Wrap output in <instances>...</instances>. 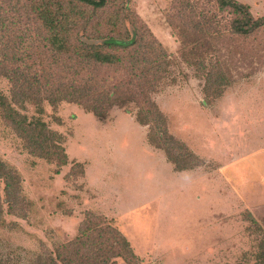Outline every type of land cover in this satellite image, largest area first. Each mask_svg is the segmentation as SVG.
I'll return each mask as SVG.
<instances>
[{
    "label": "rangeland",
    "instance_id": "obj_1",
    "mask_svg": "<svg viewBox=\"0 0 264 264\" xmlns=\"http://www.w3.org/2000/svg\"><path fill=\"white\" fill-rule=\"evenodd\" d=\"M236 1L249 9L243 17L261 24L248 34L234 33L231 24L241 15L220 9L217 0H108L74 31L102 43L89 36L111 34L118 26L132 34L147 30L167 51L168 74L148 95L164 114L168 133L194 155L191 168L177 170L165 149L150 141V128L137 121L133 103L114 105L99 117L73 101L45 100L38 114L7 71L21 57L29 59L13 39L40 38L34 51L46 31L28 1L0 0V93L17 111L41 117L61 134L68 157L61 166L32 153L0 109V158L18 170L27 201L17 213L5 206L2 264H26L34 253L53 251L87 219L119 228L138 264H257L264 241V0ZM56 2L87 16L94 12L77 1ZM196 45L198 55L189 52ZM64 56L54 74L70 82L71 61ZM203 61L216 75L221 67L230 82L207 90ZM93 73L116 76L106 66Z\"/></svg>",
    "mask_w": 264,
    "mask_h": 264
},
{
    "label": "trees",
    "instance_id": "obj_2",
    "mask_svg": "<svg viewBox=\"0 0 264 264\" xmlns=\"http://www.w3.org/2000/svg\"><path fill=\"white\" fill-rule=\"evenodd\" d=\"M25 1L29 2L31 13L42 30L46 31V36L40 40L43 45H39L34 51L30 48L34 43H39L40 38L35 40L30 35H20L17 36L19 41L13 39L17 51L29 59L21 57L18 67L8 70L7 75L25 99L35 102L38 114L44 112L42 103L45 100L52 104L61 100L73 101L99 117H103L114 105L127 106L133 103L137 109V121L149 126L150 141L156 147L165 149L175 168L185 170L193 166V153L168 133L164 114L152 96L148 95L166 77L170 66L167 60L169 54L149 31L135 30L132 34L118 26L111 34L89 36L103 39L102 43H89L75 35L74 31L80 28L81 23L87 25L98 10L107 6L108 0H69L92 7L94 12L88 16L84 10L64 7L56 2L59 0ZM54 2L58 5H54ZM217 2L220 9L229 8L234 14L241 15L240 20L238 17L231 24L234 33L248 34L261 25L250 17H243L244 12L249 13L247 5L241 4L239 7L236 0ZM216 24L221 25V22ZM218 29L217 32L214 30L215 35L221 33V26ZM199 47L200 45L193 46L189 52L198 55ZM141 49L145 51L142 52ZM34 55L40 61H31ZM64 55L71 61L68 65L73 76L70 82L60 81L54 74V67L59 65ZM103 66L113 69L116 76L101 78L93 73ZM212 68L214 67H209L204 61L200 63V70L206 73L207 90L214 84L221 88L230 82L221 67L218 68V75ZM78 77L82 79L78 80ZM30 92H35L33 97H28ZM141 99L145 101L146 107L141 105ZM0 109L3 118L13 124L16 132L25 141L26 148H30L32 153L49 161H57L61 166L67 164L68 157L62 145L61 134L51 131L41 117L28 118L17 111L1 93ZM0 179L4 183L3 189L0 188L2 224L6 210L8 213H17L18 209H24L27 201L22 193V180L18 170L1 158ZM21 204L23 205L19 208ZM55 246L53 251L34 253L26 264H138L140 261L121 230L105 221L87 219L80 226L77 235L68 241L58 242ZM256 257L257 264H264V241ZM120 258L125 263L120 262Z\"/></svg>",
    "mask_w": 264,
    "mask_h": 264
}]
</instances>
